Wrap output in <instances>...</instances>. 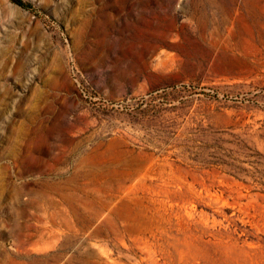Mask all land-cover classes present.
Segmentation results:
<instances>
[{"label":"rangeland","instance_id":"374dc122","mask_svg":"<svg viewBox=\"0 0 264 264\" xmlns=\"http://www.w3.org/2000/svg\"><path fill=\"white\" fill-rule=\"evenodd\" d=\"M0 0V264H264V0Z\"/></svg>","mask_w":264,"mask_h":264},{"label":"trees","instance_id":"16d2710c","mask_svg":"<svg viewBox=\"0 0 264 264\" xmlns=\"http://www.w3.org/2000/svg\"><path fill=\"white\" fill-rule=\"evenodd\" d=\"M13 1L16 2L17 4L23 6V7L29 8V9H31L33 7L31 2H27L25 0H13Z\"/></svg>","mask_w":264,"mask_h":264}]
</instances>
